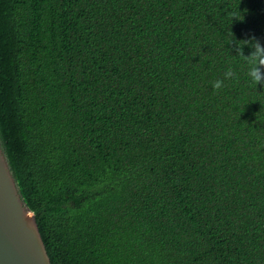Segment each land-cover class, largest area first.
<instances>
[{
    "label": "trees",
    "instance_id": "obj_1",
    "mask_svg": "<svg viewBox=\"0 0 264 264\" xmlns=\"http://www.w3.org/2000/svg\"><path fill=\"white\" fill-rule=\"evenodd\" d=\"M252 36L264 0H0V140L53 264H264Z\"/></svg>",
    "mask_w": 264,
    "mask_h": 264
},
{
    "label": "water",
    "instance_id": "obj_2",
    "mask_svg": "<svg viewBox=\"0 0 264 264\" xmlns=\"http://www.w3.org/2000/svg\"><path fill=\"white\" fill-rule=\"evenodd\" d=\"M0 264H53L0 140Z\"/></svg>",
    "mask_w": 264,
    "mask_h": 264
},
{
    "label": "clouds",
    "instance_id": "obj_3",
    "mask_svg": "<svg viewBox=\"0 0 264 264\" xmlns=\"http://www.w3.org/2000/svg\"><path fill=\"white\" fill-rule=\"evenodd\" d=\"M229 15L232 21L234 19L243 20V13L232 11ZM231 43L234 44V51L236 53L234 56L243 60L247 65V76L250 78L251 82L255 85L264 84V44L255 36L244 40H236L234 37ZM246 46L251 49L249 55H245L244 53V48ZM235 75L234 70L229 67L224 73V79H217L212 82L213 90L219 92V90L224 87V80L232 79Z\"/></svg>",
    "mask_w": 264,
    "mask_h": 264
}]
</instances>
